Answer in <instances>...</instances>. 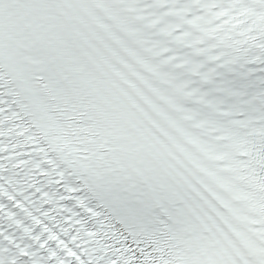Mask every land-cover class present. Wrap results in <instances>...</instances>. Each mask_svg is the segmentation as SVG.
I'll return each mask as SVG.
<instances>
[{"label": "snow or ice", "instance_id": "snow-or-ice-1", "mask_svg": "<svg viewBox=\"0 0 264 264\" xmlns=\"http://www.w3.org/2000/svg\"><path fill=\"white\" fill-rule=\"evenodd\" d=\"M0 264H264V0H0Z\"/></svg>", "mask_w": 264, "mask_h": 264}]
</instances>
